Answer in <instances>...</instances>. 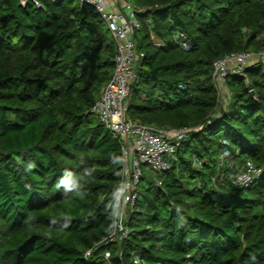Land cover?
<instances>
[{
  "label": "trees",
  "instance_id": "obj_1",
  "mask_svg": "<svg viewBox=\"0 0 264 264\" xmlns=\"http://www.w3.org/2000/svg\"><path fill=\"white\" fill-rule=\"evenodd\" d=\"M37 1L0 0V264H264V62L226 76L221 110L212 76L225 54L264 50V0H129L126 117L188 131L114 240L121 142L91 108L115 40L90 4ZM228 158L262 173L235 185Z\"/></svg>",
  "mask_w": 264,
  "mask_h": 264
},
{
  "label": "built area",
  "instance_id": "obj_2",
  "mask_svg": "<svg viewBox=\"0 0 264 264\" xmlns=\"http://www.w3.org/2000/svg\"><path fill=\"white\" fill-rule=\"evenodd\" d=\"M26 0H21L24 3ZM38 3L37 0H34ZM90 4L100 14L115 40L114 67L110 79L101 88L91 110L120 139L121 142V177L114 190V228L108 240L127 235L125 219L132 209L139 191V183L146 170L157 173L170 166L181 139L188 128L163 127L126 117L130 85L135 77V66L139 58L134 34L140 25L135 7L129 0H78ZM258 57V59L256 58ZM256 58V59H255ZM264 62V50L259 52H231L216 59L213 63V78L223 83L230 72L238 73L254 60ZM228 151L223 153L228 156ZM229 170L228 179L235 185L248 186L262 173V168L249 160L237 164L233 159H226ZM224 174L220 175L223 179ZM215 181V178H213ZM159 183V181L157 180ZM110 252H105L109 259Z\"/></svg>",
  "mask_w": 264,
  "mask_h": 264
},
{
  "label": "rangeland",
  "instance_id": "obj_3",
  "mask_svg": "<svg viewBox=\"0 0 264 264\" xmlns=\"http://www.w3.org/2000/svg\"><path fill=\"white\" fill-rule=\"evenodd\" d=\"M256 58L258 59V57H256ZM217 91H218V97H219L218 109L221 110L226 106V104L229 100V91H228L226 85L224 83H221V82L217 83ZM142 169L144 171V174L148 173L149 175L154 177V175H155L154 172L146 170L144 166H142Z\"/></svg>",
  "mask_w": 264,
  "mask_h": 264
},
{
  "label": "clouds",
  "instance_id": "obj_4",
  "mask_svg": "<svg viewBox=\"0 0 264 264\" xmlns=\"http://www.w3.org/2000/svg\"><path fill=\"white\" fill-rule=\"evenodd\" d=\"M28 167H29V168H32L33 165H32V164H29ZM67 175H69V174L66 173V176H67ZM61 183H62L63 185H65V186H67V187H74V185H71V184H70V182H69L68 179H63V180L61 181Z\"/></svg>",
  "mask_w": 264,
  "mask_h": 264
},
{
  "label": "water",
  "instance_id": "obj_5",
  "mask_svg": "<svg viewBox=\"0 0 264 264\" xmlns=\"http://www.w3.org/2000/svg\"><path fill=\"white\" fill-rule=\"evenodd\" d=\"M254 93V91L251 89V94H253Z\"/></svg>",
  "mask_w": 264,
  "mask_h": 264
}]
</instances>
